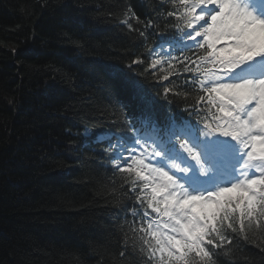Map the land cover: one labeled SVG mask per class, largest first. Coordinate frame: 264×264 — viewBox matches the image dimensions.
I'll use <instances>...</instances> for the list:
<instances>
[{
	"label": "trees",
	"instance_id": "1",
	"mask_svg": "<svg viewBox=\"0 0 264 264\" xmlns=\"http://www.w3.org/2000/svg\"><path fill=\"white\" fill-rule=\"evenodd\" d=\"M158 2L0 0V264H144L131 240V254L118 255L131 225L121 208L132 202L81 133L121 131L113 121L137 113L119 70L162 111L185 106L165 104L156 90L167 82L151 69L128 67L147 50L120 24L122 9L147 17ZM228 235L216 264H264V233Z\"/></svg>",
	"mask_w": 264,
	"mask_h": 264
},
{
	"label": "snow or ice",
	"instance_id": "2",
	"mask_svg": "<svg viewBox=\"0 0 264 264\" xmlns=\"http://www.w3.org/2000/svg\"><path fill=\"white\" fill-rule=\"evenodd\" d=\"M122 13L147 50L128 67L166 81L157 95L184 101L187 116L162 111L119 70L137 113L113 121L121 131L81 133L102 144L132 202L121 208L131 225L118 255L131 254V240L144 264H216L229 232L264 233V0H159L147 17ZM185 73L182 84L172 79Z\"/></svg>",
	"mask_w": 264,
	"mask_h": 264
}]
</instances>
